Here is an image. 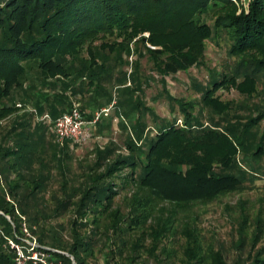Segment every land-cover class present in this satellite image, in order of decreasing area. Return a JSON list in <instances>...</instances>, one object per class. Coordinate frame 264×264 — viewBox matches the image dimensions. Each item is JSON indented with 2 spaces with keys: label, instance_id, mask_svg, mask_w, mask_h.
Returning a JSON list of instances; mask_svg holds the SVG:
<instances>
[{
  "label": "trees",
  "instance_id": "trees-1",
  "mask_svg": "<svg viewBox=\"0 0 264 264\" xmlns=\"http://www.w3.org/2000/svg\"><path fill=\"white\" fill-rule=\"evenodd\" d=\"M245 1L0 0V119L18 110L15 95L23 104L31 103L38 113L48 112L52 118L67 110L71 97L88 95L94 105L95 97H102L96 103L99 110L113 102L130 122V134L124 141L126 154L106 163L110 148H96L95 165L106 166L90 178L92 183L77 205L108 218L110 228L120 238L140 229L141 235L130 243L127 258L131 261L146 235L151 239L146 252L157 264H164L156 254L159 242L178 232L187 240L182 251L184 264H264L259 254L249 261L228 263L219 248L202 249L200 234L192 226H176L180 211L243 185L248 170L236 156H245L251 148L253 156L263 154L264 126L259 136L255 127L264 117V109L245 121L231 118L221 124L211 119V124L204 125L179 102L182 123H162L154 135L146 136L138 112L142 102L138 95L133 98L143 84L139 58L148 57L162 77L186 71L201 63L205 41L221 30L229 35V53L238 60L232 75L213 77L201 87L203 104L224 114L230 106L214 97L218 88L231 84L250 95L261 82L264 90V0ZM131 55L136 57L129 63ZM125 64H130L128 74L123 69ZM107 85L115 89L116 99ZM93 115L84 117L91 119ZM18 126H29V120L16 121L11 131ZM14 134L15 146L0 147V160L13 158L9 168L28 167L36 155L34 141L21 140L22 131ZM27 135L22 138L27 139ZM53 141L63 148L72 143ZM124 168L128 171L118 174ZM110 177L120 178L124 187L130 185L135 190L126 216L112 208L118 194L114 186L121 184L114 178L108 180ZM44 178L39 174L31 180L26 197L41 188ZM18 188L15 181L5 180L3 184L0 174V264H12L13 253L6 246V238L20 234L23 217L41 245L48 247L50 243L56 248L52 252L55 258L70 263L72 256L75 264H85L91 238L80 236L65 247L44 231L37 235V228L27 222L26 211L20 206L26 197L17 199ZM98 218L92 219L96 222ZM121 241L128 243L126 238Z\"/></svg>",
  "mask_w": 264,
  "mask_h": 264
},
{
  "label": "rangeland",
  "instance_id": "rangeland-1",
  "mask_svg": "<svg viewBox=\"0 0 264 264\" xmlns=\"http://www.w3.org/2000/svg\"><path fill=\"white\" fill-rule=\"evenodd\" d=\"M246 3L245 0H243ZM210 26L212 22L208 21ZM230 37L224 31H214L212 36L205 41V52L201 63L194 65L186 71H178L174 74L161 76L153 68L148 57L139 58L140 78L143 80L141 90L133 94L140 97L141 105L138 112L141 123L144 125V135L152 136L162 123H174L180 125L183 115L179 102H183L188 110L197 116L204 125L217 120L224 124L229 119L247 120L249 117L258 116L264 109V90L262 83L256 85V91L250 95L241 93L234 85L227 84L218 88L214 97L219 101L228 103L230 108L224 114L217 113L205 106L201 101V87L205 86L213 77L221 74L232 75L237 57L229 53ZM135 55L128 57V62L135 60ZM124 71L128 74L130 64H125ZM240 80V79H239ZM112 97L116 94L111 85H107ZM15 104L21 103L18 110L0 119V147L15 146L17 138L14 132H23V137L29 132L27 139L34 141L35 157L29 162L28 167H8L14 160H0V174L2 182L15 181L19 184L17 199L26 197L31 190V180L39 174L45 176L41 188L33 191L32 195L22 199L20 206L25 209L24 215L33 227L52 236L56 242L65 247L80 236L91 238L90 252L85 256V264H157L153 257L148 255L146 247L151 239L144 235L140 239L134 261L127 258L131 254L130 243L140 234V229H134L130 234H123L120 238L110 228L109 219L97 214L90 209L78 208V200L86 188L92 183L91 177L103 172L105 165L96 166V148H110L106 163L112 161L118 155L127 153L124 141L130 134L129 124L123 117V109L113 102L104 106L108 108L106 114L100 116V120L93 131L91 138L85 144L69 143L68 147L58 146L53 140L51 125L42 123L34 124L33 115L29 108H35L31 103L23 104L19 96L14 97ZM96 103L101 102V96H96ZM116 99V98H115ZM103 101V99H102ZM78 104L84 115L100 112L97 104L79 96L71 97V103ZM90 104V112L87 104ZM114 104V105H112ZM191 104V106H188ZM69 105V106H70ZM143 106L148 107L145 110ZM36 109V108H35ZM37 110V109H36ZM30 113L31 116L28 114ZM27 115V119L25 116ZM124 118V119H123ZM29 120V126L12 128L16 121ZM123 119L124 127L120 125ZM181 120V123H179ZM264 126V117L258 121L255 127L258 136ZM94 128V127H93ZM20 138V137H19ZM252 148L243 156L237 154V160L244 169L248 170L243 185L235 191L223 194L208 202H197L188 209L180 211L176 226L190 225L196 233L200 234V242L203 250L209 248L220 249L225 260L232 263L249 261L250 257L259 254L264 258V143L263 154L259 157L251 154ZM127 168L118 174H124ZM114 177L108 178L112 180ZM116 184L114 189L118 194L114 198L112 208L118 209L123 216L128 215L132 194L135 192L131 186H123L120 178L113 179ZM162 205L159 203L158 206ZM21 212V211H19ZM99 217L96 222L92 218ZM149 220L145 223L146 229ZM49 238H46L48 242ZM127 239V244H122V239ZM140 238V237H139ZM186 237L178 232L168 235L159 242L156 254L164 264H184L182 251L186 246ZM50 250L56 248L50 247ZM65 255L67 251L59 250ZM74 259L70 256V260Z\"/></svg>",
  "mask_w": 264,
  "mask_h": 264
},
{
  "label": "built area",
  "instance_id": "built-area-1",
  "mask_svg": "<svg viewBox=\"0 0 264 264\" xmlns=\"http://www.w3.org/2000/svg\"><path fill=\"white\" fill-rule=\"evenodd\" d=\"M16 106L21 107L20 103ZM37 123L51 125L55 141L62 144L65 140L72 143L85 144L92 135V129L101 113L106 114L108 108L95 112L91 119H86L78 104L72 103L66 111L52 118L48 112L38 113L35 108H29ZM181 123V120H179ZM6 246L12 251V264H75L71 259L65 263L53 256V251L41 245L31 228L24 220L20 224V234L15 238H6Z\"/></svg>",
  "mask_w": 264,
  "mask_h": 264
},
{
  "label": "crops",
  "instance_id": "crops-1",
  "mask_svg": "<svg viewBox=\"0 0 264 264\" xmlns=\"http://www.w3.org/2000/svg\"><path fill=\"white\" fill-rule=\"evenodd\" d=\"M87 111L90 112V108H87Z\"/></svg>",
  "mask_w": 264,
  "mask_h": 264
},
{
  "label": "water",
  "instance_id": "water-1",
  "mask_svg": "<svg viewBox=\"0 0 264 264\" xmlns=\"http://www.w3.org/2000/svg\"><path fill=\"white\" fill-rule=\"evenodd\" d=\"M74 260V259H73ZM74 263H75V261H74Z\"/></svg>",
  "mask_w": 264,
  "mask_h": 264
}]
</instances>
